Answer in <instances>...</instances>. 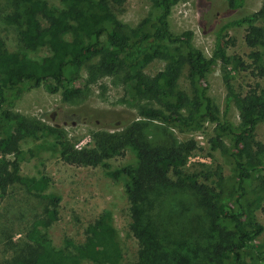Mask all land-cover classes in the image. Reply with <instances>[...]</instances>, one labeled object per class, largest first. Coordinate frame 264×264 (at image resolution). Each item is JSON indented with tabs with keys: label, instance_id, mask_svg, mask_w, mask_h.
<instances>
[{
	"label": "trees",
	"instance_id": "trees-1",
	"mask_svg": "<svg viewBox=\"0 0 264 264\" xmlns=\"http://www.w3.org/2000/svg\"><path fill=\"white\" fill-rule=\"evenodd\" d=\"M55 1L57 7L48 0H13L19 12L0 14L3 23L17 28L19 46V51L9 52L0 39V199L10 190H22L44 201L23 236L9 242L10 257L0 264H264V244L258 243L261 227L254 218V211L264 205V144L254 139L256 124L264 120V0L256 12H240L216 28L209 58L192 45L191 32L169 28L171 8L179 0H147L150 16L131 29L114 12L126 0ZM244 1L224 0V5L236 12ZM240 27L250 64L225 52L228 31ZM39 49L47 51L39 60L24 53ZM179 52L194 89L191 98L175 90L172 73L144 71L154 59ZM216 67L225 89L221 110L208 93L207 75ZM229 71L247 72L255 82L238 92ZM105 78L123 86L124 99L140 120L126 121L120 132H94L91 145L82 149L64 138L60 158L68 165L96 167L122 156L127 147L136 149L137 165L124 173L127 229L137 246L132 263L123 262L122 247L110 233L105 214L86 226L83 243L54 249L44 230L57 218L58 198L44 193L45 180L20 174L24 155H31L20 150L24 139L37 131L55 133L14 111L23 94L42 87L50 95L60 93L63 101L82 100L89 87ZM231 108L237 111L238 124L230 119ZM148 122L166 127L164 145L142 140ZM204 123L213 125L216 143L220 138L227 142L230 178L206 169L185 172L196 144L176 140L172 131L182 135ZM185 193L192 195L193 206L205 210L203 236L185 215L190 209L177 210ZM194 217L202 219L197 213ZM4 239L1 232L0 244Z\"/></svg>",
	"mask_w": 264,
	"mask_h": 264
},
{
	"label": "rangeland",
	"instance_id": "rangeland-1",
	"mask_svg": "<svg viewBox=\"0 0 264 264\" xmlns=\"http://www.w3.org/2000/svg\"><path fill=\"white\" fill-rule=\"evenodd\" d=\"M262 0H245L241 10L229 12L224 0H179L170 11L168 25L172 32L189 31L191 43L202 54L209 58L213 49L216 28L226 20L237 16L240 12L250 14L256 12ZM54 7L55 0H48ZM13 0H0V14L8 15L19 12ZM118 21L127 29L135 27L141 20L150 16L147 0H126L119 8L114 9ZM0 19V39L9 52L19 51L16 41L17 28L5 24ZM244 27L228 31L225 52L237 56L250 64V50L243 42ZM28 58L39 60L45 55V49L35 52H24ZM179 55H168L154 59L145 66V73L154 75L167 71L175 77V90L191 98L194 91L187 66ZM260 62L264 65V55ZM231 83L238 92L246 90L255 79L247 72L229 71ZM83 72L80 73L83 76ZM209 96L219 110L225 95L219 67L207 75ZM82 100L63 101L60 93L50 95L42 87L28 90L13 107L14 111L28 121L55 131L42 134L37 131L26 137L20 145L24 155L20 163V174L25 178L43 179L46 183L45 194H54L58 198L57 218L44 230L52 247L57 250H68L67 243L81 244L84 240L86 226L100 215H106L110 233L121 245L123 262L132 263L136 257V241L128 232V203L125 186L128 179L124 173L134 169L138 162L136 149L127 147L120 157H114L96 167H82L65 164L60 158L59 142L66 138L77 149L91 145L94 132H120L127 125L126 121L140 120L136 109L126 99L123 86L116 79L105 78L89 87ZM136 116V117H135ZM229 116L234 124H238L237 111L230 109ZM142 140L152 145H164L165 126L158 122L145 123ZM159 134L161 137L159 138ZM173 138L179 141L190 139L195 142L196 150L187 158L185 172L206 169L211 173L219 172L222 178H230L231 171L226 158L225 139L215 141L213 125L204 123L199 129L179 135L172 131ZM255 141L264 144V120L257 123L254 130ZM203 166V167H202ZM216 176L212 177L214 182ZM178 208H189L185 215L194 220L201 235H204L202 224L204 213L201 207L193 206V198L185 193ZM264 204V203H263ZM44 201L31 198L22 190H10L0 199V234L6 242L0 244V263L10 257L11 244L24 234L27 225L34 217L41 214ZM188 210V209H187ZM204 212V213H203ZM194 213L199 214L195 219ZM254 218L261 227L258 243L264 244V205L254 211ZM198 233V232H197ZM199 234V233H198ZM4 239V240H5ZM81 264H93L81 262Z\"/></svg>",
	"mask_w": 264,
	"mask_h": 264
}]
</instances>
